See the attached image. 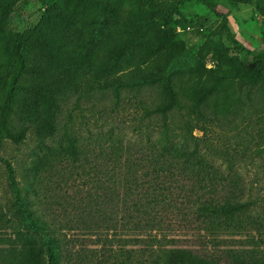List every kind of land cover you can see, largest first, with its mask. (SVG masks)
Listing matches in <instances>:
<instances>
[{"label": "trees", "instance_id": "obj_1", "mask_svg": "<svg viewBox=\"0 0 264 264\" xmlns=\"http://www.w3.org/2000/svg\"><path fill=\"white\" fill-rule=\"evenodd\" d=\"M192 1L206 5L222 20L214 32L224 51L219 70L201 84L193 83L198 91L196 97L182 99L174 94L170 98L162 94L155 99L136 97V91L158 82L159 73L125 65L123 58L130 54L145 26L155 18L172 20L181 16L185 23L194 24L193 19L181 12V7ZM135 2L130 14L132 35L115 54L108 40H104L105 35H99V47L111 54L99 51V79L88 80L85 95L99 92V123H110L107 115L114 109L109 112L108 108L114 105L117 111L126 106L141 109V125L133 126L134 137L117 133L114 126L103 132L100 125L99 134L85 137L75 125H64L62 136L58 137L69 91L61 86L44 88L43 92L37 89L38 96L48 95L47 102L42 104L49 110L48 115L40 108L25 115L36 126L37 141L44 152L32 162L33 192L58 195L46 196L45 202L35 201L33 208L29 207V200L23 198L14 207V217L22 221L24 228L43 235L47 243L42 244L37 236L14 231L10 247L0 248V264H47L52 242L60 241L58 233L63 226L49 225L45 215L48 211L59 213V210L65 215L72 214L70 223L89 222L95 228L92 232L99 236V264H262L246 258L242 251L225 249L215 253L178 245L163 228V215L168 211L182 217L196 216L203 228L199 231L215 237L242 227L241 218L254 201L245 200L239 174L227 173L200 152L202 138L197 137L195 131L208 134L215 120H223L212 104L229 103L230 86L235 84V78L243 79L242 86L246 87L264 84V59H251L253 51L237 39L229 18L218 11L215 0ZM23 4L14 9L13 18L20 16ZM121 5L122 0H119L114 8ZM0 30H9L16 61L0 104L2 158L4 139L20 144L33 128L25 126L17 131L10 128L18 78L26 71L22 47L33 38V29L19 31L10 25H0ZM225 41L230 45L226 46ZM177 63V68L183 67L182 62ZM127 93L131 95L126 97ZM109 95H113L112 102H106ZM47 140L54 144H48ZM79 182L86 188L74 190ZM0 223L9 226L5 219Z\"/></svg>", "mask_w": 264, "mask_h": 264}, {"label": "rangeland", "instance_id": "obj_2", "mask_svg": "<svg viewBox=\"0 0 264 264\" xmlns=\"http://www.w3.org/2000/svg\"><path fill=\"white\" fill-rule=\"evenodd\" d=\"M117 1L0 0V25H10L19 31L33 29V38L22 47L26 71L18 78L19 88L15 90L13 105L15 113L10 120L13 131L25 126L33 128L22 143L14 144L4 139L1 148L0 220L9 221V226L0 223V248L10 247V236L15 237L14 231L37 236L42 244L47 243L43 235L25 229L22 221L14 217L13 210L23 198L28 199L29 207L33 208L35 201L45 202L46 196L58 195L56 192H40V195L33 192L32 162L44 152L37 141L36 126L25 115L39 108L48 115L49 110L42 104L47 102L48 95L42 93L43 96H38L37 89L43 92L44 88L61 86L69 91L58 137L62 136L64 125H75L85 137L99 134V125L105 130L103 132L114 126L117 133L134 137L133 126L141 125V109L126 106L117 111L114 105L108 108L109 112L114 109L107 115L110 123H99V92L85 95L88 80L99 79V51L111 54L99 47V35H105L104 40H108L113 54L132 35L130 14L136 2L122 0L121 7L114 8ZM25 2L28 4H23ZM215 2L218 11L229 18L237 39L253 51L251 59H264V0ZM21 4L22 13L13 18L14 9ZM181 12L193 19L194 24L185 23L181 16L172 20L155 18L145 26L130 54L123 58L125 65L159 73L158 82L136 91V97L155 99L161 94L168 98L173 94L182 99L196 97L198 91L193 83L201 84L219 70L224 51L214 32L222 23L221 18L198 1L187 3L181 7ZM11 39L9 30H0V104L4 100L6 83L16 67ZM227 43L225 41L226 46ZM177 62H182L183 67L177 68ZM243 82L241 78L234 79L229 103L212 104L223 120H215L208 134L195 131V135L202 138L200 152L227 173L239 174L245 200L254 201L241 218L242 227L215 237L199 231L203 228L196 216L182 217L166 211L163 228L170 239L178 241V245L195 246L215 253L225 249L242 251L251 261L264 264V84L246 87L242 86ZM239 95L242 97L238 98ZM112 98L113 95H109L106 102H112ZM47 143L54 144L52 140ZM83 188H86L85 184L79 182L74 190ZM70 198L71 194L68 195L69 201ZM65 205L69 208L68 203ZM71 215L60 210L59 213L46 212L49 225L63 226L58 233L60 241L52 242L47 264H99V236L92 232L95 228L89 222L70 223Z\"/></svg>", "mask_w": 264, "mask_h": 264}]
</instances>
